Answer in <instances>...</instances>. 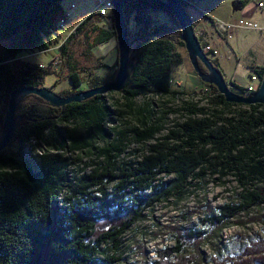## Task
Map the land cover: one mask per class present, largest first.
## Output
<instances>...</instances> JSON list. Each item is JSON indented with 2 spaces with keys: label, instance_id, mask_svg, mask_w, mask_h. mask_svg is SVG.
Instances as JSON below:
<instances>
[{
  "label": "trees",
  "instance_id": "obj_1",
  "mask_svg": "<svg viewBox=\"0 0 264 264\" xmlns=\"http://www.w3.org/2000/svg\"><path fill=\"white\" fill-rule=\"evenodd\" d=\"M62 2L0 0V40L10 39L0 53V129L16 86L45 85L49 67L25 54L43 52L55 35L63 36L66 23L62 26L60 19L69 13ZM182 2L185 10L198 9L189 0ZM124 8L127 23L133 14L137 26L129 34L136 46L127 83L113 90L125 102L109 99L106 92L64 107L44 105L36 94L19 104L17 113L24 115L0 152V264H127V230L158 203L171 197L179 201L201 177L217 173L238 177V190L197 223L189 220L190 213L182 218L188 221L168 223L164 235L173 243L156 247L142 264H264V239L251 240L241 254L222 259L205 257L199 247L208 236L203 224L221 231L229 220L242 221L252 211L257 212L251 218L264 220V103L228 101L217 86L204 81L211 88L209 105L173 88L175 65L185 62V43L177 37L179 21L155 0H131ZM152 9L169 12L179 30L154 24ZM99 10L81 19L58 47V72L67 55L66 64L74 66L66 76L76 86L83 83V69L70 44L80 35L91 40L98 32L95 41L101 42L116 34L114 24L106 31L91 23L112 15L111 9ZM114 76H92L90 87ZM234 89L244 92L241 85ZM150 93L162 101L142 105L133 122L123 121L124 128L115 124L125 118L124 106L133 108L136 97ZM170 99L179 103L172 105ZM172 113L178 116L169 123ZM133 141L143 143L141 152L122 157ZM37 149L42 151L35 153L38 160L31 154Z\"/></svg>",
  "mask_w": 264,
  "mask_h": 264
},
{
  "label": "rangeland",
  "instance_id": "obj_2",
  "mask_svg": "<svg viewBox=\"0 0 264 264\" xmlns=\"http://www.w3.org/2000/svg\"><path fill=\"white\" fill-rule=\"evenodd\" d=\"M98 1L99 0H63V5L66 7L70 6V4L72 3H74V5L76 6V8L71 11L73 17L71 19H68L70 25H74V21L80 18L82 14H86L90 10L94 9L93 6L96 5ZM193 1H195L200 8L203 7L206 9H211V11H219L221 10V8L227 7H232L234 9V12L238 10V6L235 3L236 0ZM189 10L191 14L193 13L195 15L192 9ZM149 13L153 17L154 24L163 22L167 23L171 27L173 26L176 31L179 30L178 25L175 23L174 19L171 18L169 12L162 9H152L149 11ZM256 16L259 20L258 23L263 24L264 13H262L261 10L256 11ZM214 18H216L218 21L224 20L223 17H220L219 15L215 16ZM133 20L134 16L132 14L130 15V20L128 22L131 28H134L135 25ZM228 21L224 20V22ZM194 22H196L198 27L199 25L207 27L208 31L206 32L205 39H208L211 43L215 42L213 39L214 34H217L219 37L222 36L224 40L229 39L233 41L237 48H239V46L243 42L242 39H244V34L238 36L235 33V35L233 36L232 33L231 35L224 36L217 27H211L214 24V21L210 22L209 20H201L200 22H197L196 19V21L194 20ZM234 22L237 23L238 21ZM259 27L261 28L262 26L260 25ZM63 31L64 30H62V32ZM63 38L65 37L55 35L53 44L49 49H46L43 52L36 51V53H32L30 56L27 53L25 55L29 60L31 59L34 61H39L49 67L50 70L45 73V85L54 86V90L57 92L59 91L62 94H69L72 91H76L79 89L84 90L85 88L90 87L92 76L96 75L90 72L91 70H95L93 67V61H95V59L92 56V53L91 55L89 54L88 40L85 39L84 36L79 39L77 38V40L74 42V45L70 44L69 49L74 54V57L79 59L77 61L79 66L83 67V71L81 74V76L83 77V83L79 86L74 85L73 81L68 76H66L68 73L73 71L72 67L74 66L69 63L66 64L65 60L67 59V55L63 60V70L60 73L58 71H55V68L59 69L60 67L58 65V61L61 60V49L58 47L60 46V44H62L64 40ZM9 43L10 39L4 38L0 40V53ZM215 46L218 47L216 44ZM94 50L96 49L94 48ZM186 50L185 62L183 64L175 65V68L173 70L172 87L178 88L180 90H185V95L187 97H190V95L193 93L195 95L194 100L196 102L198 101L200 104L209 105V101L211 99V88L207 84H205L203 80H201V77L195 72L194 66H192L193 64ZM96 53L99 54L97 50ZM51 61H53V63L56 65L55 68L52 67ZM109 73L110 72L103 67L98 71L96 77L107 78ZM57 79L58 83H56L55 85ZM195 91H197L198 93L195 94ZM106 94L111 100H123L122 94L119 92L109 91ZM29 100L30 99H25L23 100V102H28ZM157 100L162 101V99H160L157 95L154 96L151 93L148 95H141L140 97H136L134 100L135 107L130 108L129 106H124L125 118L120 119V124H118V121H115V124L117 123L119 127L124 128L125 119H129L133 122L136 115H138V110H141L142 105H145L148 101L149 103H151V105H155V101ZM169 101L172 105H177L179 103L178 99H170ZM123 102H125V100H123ZM43 104L47 105L44 102ZM177 116L178 115L174 113L170 114L167 122H172V120L176 119ZM142 145V142H131L130 146L127 147L126 152L124 155H122V157L130 158L134 155H138L141 152L140 149H142ZM88 158L89 156L83 158V160L85 159L84 161H87ZM83 166L84 163L79 167L82 168ZM167 177L170 178L171 175ZM237 178L231 173L225 174L223 176L218 173L209 174L206 177H201V183L197 184L194 189H189L185 197L180 199L179 201L176 202L175 198L171 197L170 200L166 203H158L157 205H155L154 209L150 212L146 211L145 216L139 219L131 229L127 230L124 236L126 244L129 245L125 248L123 253L125 262H127V264H142L145 262V260H148V257L155 254L156 247L160 249L166 243L171 244L173 240L166 239L167 236L164 235L166 225L168 223L179 225V223L183 221H188L182 219L184 214H192L189 220L197 223L199 219H204V217L209 215L211 211L218 210V208L229 199L230 192L236 191V189L238 190L239 181L237 180ZM209 206H211V210H209ZM262 208V212H264V207ZM256 212L257 211H252L248 217L241 216L242 221L239 220L240 218L236 220H229L227 225L222 228L221 231H218L216 227H214L210 223H202L208 231L206 240L199 246L202 249L204 256L210 258L212 255H215L216 257H221L222 259L227 257L228 255H238L241 254V252H244V249L249 245V242L251 240L258 241L264 239V220L261 221L250 217L255 215Z\"/></svg>",
  "mask_w": 264,
  "mask_h": 264
},
{
  "label": "water",
  "instance_id": "obj_3",
  "mask_svg": "<svg viewBox=\"0 0 264 264\" xmlns=\"http://www.w3.org/2000/svg\"><path fill=\"white\" fill-rule=\"evenodd\" d=\"M131 0H112L113 6L111 11L113 15V22L116 30L118 40V68L115 76L110 81H106L100 86H91L84 90L79 89L71 93L62 94L52 88V86L44 85H20L11 91L6 112L4 113L3 125L0 131V152L5 149L12 141L15 129L18 125V118L23 117V113H17L19 104L23 100L30 99L31 94L38 95L46 104L53 105V107H64L72 101H84L89 97L98 95L99 93H106L113 90H121L125 87L129 76V62L131 53L136 46V41H131L129 34V27L127 23V15L125 6ZM156 3L161 4L173 14L180 24V31L178 38L185 43L186 51L189 54L194 70L201 77V80L208 84L217 86L218 90L228 101L235 103L243 102L253 104L256 102L264 103V72L259 81V85L253 93H243L235 91V83L228 81L223 70L213 58L209 56L202 45L196 33L194 18L190 11L185 10L182 0H155ZM201 63L205 68L201 67ZM264 68V67H263Z\"/></svg>",
  "mask_w": 264,
  "mask_h": 264
},
{
  "label": "crops",
  "instance_id": "obj_4",
  "mask_svg": "<svg viewBox=\"0 0 264 264\" xmlns=\"http://www.w3.org/2000/svg\"><path fill=\"white\" fill-rule=\"evenodd\" d=\"M189 1L197 5L195 1L193 0H189ZM239 1L241 2V5L240 6L237 5L238 10L236 12L233 11L234 9L232 7L221 8V10L219 11L218 10L211 11V9H206L203 7L200 8L197 5L198 9L196 10L192 9L195 13V15L193 13L192 15L195 21L197 19V22L198 21L200 22L201 20L202 21L209 20L210 22H212L214 17L217 15L223 17V19L226 21L228 20L236 21L242 16H247L250 19H252V21L254 22L259 21L256 16V11L261 10L262 13H264V9L258 7L257 0H239ZM61 5L66 9L67 12H69L68 17L66 18V26L61 29V34H63L65 38L66 36L69 35V33L74 31V29L81 21V19L86 18L92 10L98 9L97 6L98 2H97V4L93 6L94 9L90 10L86 14H82L80 18L74 21L73 23L74 25H70L68 19H71L73 17L71 11L74 8H76V6L74 5V3H72L70 4V6L66 7L63 5V2ZM113 20H114L113 15H108L102 21L92 20L91 23L98 24L100 29L111 31L114 24ZM194 24H196V22ZM260 25L262 26L261 28L259 27ZM128 27H129V34L130 31L135 32L137 30L136 25H134V28H131L128 24ZM62 30L64 31L62 32ZM97 33L98 32L92 33L93 36L91 40L87 39L89 54L91 55L92 53V56L95 59V61H93L94 63L93 67L95 70H91L90 72L97 75L98 71L104 67L110 72L108 77L106 78L108 79L109 77L113 76L116 73L118 68V64H117L118 55H119V50L117 49L118 40L116 34L115 35L110 34L108 38H106L105 40H101V42H98L95 41ZM235 33L238 36H241L243 34L245 35L243 36L244 39H242L243 42L241 43V45L240 46L238 45L239 48L235 46L233 41L229 39L224 40L222 36L219 37L217 34H214V38H213L215 41L214 43L220 48V52H219L220 56L213 57V59L215 60V62H217L219 67L222 68L228 81L234 82L235 85L244 86L246 84L259 83L260 77L262 75V70L264 69L263 68L264 67V22L263 24L259 23V25L255 28H252L251 26L250 27L236 26L233 32V36L235 35ZM82 36L84 35H80L78 39L81 38ZM94 48L97 50L99 54L96 53V50H94ZM52 67L55 68L56 65L53 63ZM59 70L60 67L59 69L55 68V71H59ZM254 75H256L257 77L253 79Z\"/></svg>",
  "mask_w": 264,
  "mask_h": 264
},
{
  "label": "built area",
  "instance_id": "obj_5",
  "mask_svg": "<svg viewBox=\"0 0 264 264\" xmlns=\"http://www.w3.org/2000/svg\"><path fill=\"white\" fill-rule=\"evenodd\" d=\"M257 5L259 8L264 9V0H258ZM97 6L100 8L99 11L102 14V13L109 12V9H112L111 6H113V3H112V0H99ZM190 9H194V8L191 7ZM67 13H69V12H67ZM66 16H67V14H66ZM66 16H65V18H66ZM65 18L60 19L62 26H64L66 23ZM213 21H214V24L211 27L212 28L217 27L224 36L231 35L234 32V28L237 25L240 27L241 26H245V27L251 26L252 28H255L259 25L258 21L254 22V21H252V19H250L247 16H242L241 18L237 19L236 20V21H238L237 23H235L234 21H228V22H224V20L218 21L216 18H214ZM195 29H196V33L198 34L199 38L201 39L202 45L205 49V52H207L211 58L219 57L220 56V53H219L220 49L218 47H216L214 43H211L208 39H205L206 32L208 31L207 27H203V25H199V27H198L195 24ZM256 77L257 76L254 75L253 79ZM258 85H259V83L244 85L243 86L244 87L243 93H249V94L253 93V91H255L257 89ZM32 141L35 142L36 139H32ZM37 152L42 153V151L40 149H37L36 151L33 150V153H31L34 155L33 157L36 159H37V157H36ZM171 243H173V242H171Z\"/></svg>",
  "mask_w": 264,
  "mask_h": 264
}]
</instances>
